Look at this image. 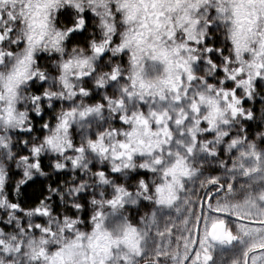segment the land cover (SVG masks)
<instances>
[{
    "label": "snow or ice",
    "instance_id": "6c2138e0",
    "mask_svg": "<svg viewBox=\"0 0 264 264\" xmlns=\"http://www.w3.org/2000/svg\"><path fill=\"white\" fill-rule=\"evenodd\" d=\"M48 5V26L52 32L51 37H44L35 43L33 41L32 14L34 4L32 0H19V11H16V0H11V8L5 11L10 0H0V65L8 67V58L13 57L14 63L11 66L27 58L33 66L32 72L26 80L20 82L21 86H28L29 82H47L49 74L45 68L40 66L38 54L49 53L60 54L65 50V45L72 43L77 37L84 36V30L88 20L85 12L91 10L100 19V25L103 30L102 38L90 40L91 53L99 58L107 53L111 56H117V53H124L129 47V41L126 38L117 36V20L123 10L127 14L129 22L135 21L138 14L134 7L137 0H44ZM140 3H148L149 0H138ZM158 0H152L156 3ZM226 0H193L195 7L192 11L197 15L189 19L181 28L180 33L171 32L165 35L164 39L175 42L179 37L183 41V46L177 49L178 54H192L190 67L184 70L187 74L188 87H183L185 80L181 76V84L175 89L177 94L176 102H182L183 96H187L188 88L192 83L201 80L194 69L202 57L198 54L201 49L208 54L214 50L223 54V49H214L213 46L201 47L209 34V26L216 19L225 22L230 21L229 39L232 43L231 54L224 56L222 72L224 76L220 79V88L213 86L208 80H202L206 87L215 90L216 96L223 94V101L227 105L228 111H231L233 119H242L247 121H256L257 113L250 107H246V99L254 101L257 93V82H264V0H227L230 7H225ZM243 4L245 23L255 36L251 45L241 52L236 40V31L239 27L241 16L240 5ZM215 9L218 16H212V9ZM64 10V11H62ZM206 13L201 19V12ZM62 15L69 21L70 26L60 27L57 25V16ZM160 16L167 15L166 12L159 13ZM55 22L53 23V18ZM195 25V33L190 29ZM175 27V25H172ZM136 28L131 32L136 34ZM16 45L19 51H12L6 47V42ZM76 43H73L74 45ZM22 45V47H21ZM104 45V47H101ZM131 58L136 61V53H131ZM91 57L79 59H68L61 67L65 72L69 70L73 62L82 63L83 68L87 67ZM210 69L221 68L212 59L211 55L206 57ZM259 61V63H254ZM54 63V62H53ZM254 68V71H253ZM111 81L121 79L117 68L111 67ZM11 75V72L9 73ZM80 79L91 77L92 72L80 71ZM64 79L63 76L60 77ZM228 81L234 82V86H226ZM104 87L102 81L97 82ZM215 83V85H218ZM65 85L67 83L65 81ZM135 86V81H133ZM183 88V96L180 95ZM238 89L243 94H238ZM0 91H7L0 87ZM127 97H132V92L125 90ZM84 96H91L90 87H80L78 93ZM56 96L55 91H50L46 87L41 94H32L31 104L36 115H43V102L47 101L51 107V101ZM109 99H111L109 97ZM167 101L168 97L161 98ZM204 99L199 95V101ZM148 103L147 99L141 100ZM199 101L193 99L192 109L199 114L201 108ZM155 101H153L154 103ZM125 98L121 97L116 101L118 107L125 106ZM103 103L96 108L89 107L86 111H81V117L88 116L93 111L103 109ZM217 113L221 107L216 109ZM76 108L69 109L62 117L57 118L53 124L50 120L43 124L46 133L40 143H34L29 146L27 153L16 156L12 149L11 136L14 130L21 132H31L33 130L32 116L30 112L15 111L12 116L15 119L6 117L4 112H0V122H3L10 131L8 137L0 134V149L6 150L4 161L0 162V264H57V258L72 246L83 248L84 254L78 257L82 264H264V150H258L253 142L249 149L239 153V162L233 159L231 163L221 160L220 163L226 169L225 173L217 175H208L204 169L211 162V158L220 157V151L214 148L213 140L209 139L201 145L200 135L193 131V143L186 145L187 155L183 157L184 170L177 177L173 171V165L179 156L175 155L174 161L165 166V145H167V156H173L172 141L174 136L165 137V144L153 149L150 155L158 150L159 155L151 162H143L139 168L148 170L152 173L162 171L160 182L154 183V188L150 186L149 181L141 178L138 188L133 191L124 184L116 186L117 195L106 200H93L97 206L94 214L91 216L92 227L86 230L82 227L84 221L80 215H59L53 211L49 201L51 194L59 192V189L49 185V196L40 199L35 207L25 208L18 200L10 199L8 195V184L10 177L6 169L7 162L15 158L17 166L22 168V177L16 184L15 191H20V186L28 184L29 181L35 182L40 177H46L48 172L43 166L42 156L49 150L64 157L66 153L74 151L78 155L73 157L67 155L62 161L56 159L54 167L56 170L68 168V161L73 168L81 166V155L86 152L84 145H77L70 138L72 128L71 121L75 119ZM133 115V114H132ZM218 116V115H217ZM207 119L206 116L196 120L197 125L205 121L207 127L201 131L206 133L216 132V120ZM130 116L125 111L119 115V121L123 124L129 123ZM188 119V114L183 113V120L177 118V125L183 124ZM169 120L172 116L169 114ZM224 124H230L231 121L225 119ZM147 123V120H145ZM171 131V127L168 124ZM119 133L118 129H113ZM248 133V126L243 130ZM172 132V131H171ZM129 135V133H128ZM256 135H259L257 132ZM212 136V135H211ZM210 136V137H211ZM223 136L227 138V151H232L238 147L242 141L248 140V136H234L231 132L225 131ZM24 145H29L25 139ZM88 144L93 151L99 152L107 158L109 147L104 143L103 133L99 140L89 139ZM103 144L101 148L99 145ZM200 146L206 153L210 161H201L197 166L195 156L197 148ZM119 147L123 151L113 152V161L121 160L127 157V163L121 165L115 163L111 167L113 173H122L125 169H136L135 161L137 153L130 142L120 141ZM144 156V152H139ZM87 167V165H85ZM96 175L105 184L110 183L109 174L104 169L96 171ZM35 178V179H34ZM83 182L80 188H83ZM80 188L76 189V195L80 193ZM135 193V198H132ZM63 195V194H61ZM131 198V199H130ZM153 202L155 207L150 211L144 212L139 218V223H134L125 215L122 224L117 226L115 232L107 226L108 216L105 207H110L113 214H120L125 211L129 203L136 205L139 200ZM74 208L83 209V204L75 202ZM23 213V216L20 215ZM24 217H28L27 223ZM35 218V219H33ZM4 224L13 226L12 231H6ZM131 230L136 237L135 244L127 242V235ZM102 232L108 234L115 241L107 252L97 253L88 245V241L94 235ZM17 233L19 235H17ZM37 235L39 238L37 239ZM11 236L12 242L7 239ZM20 237L27 238V248L32 252L28 256L25 253V242ZM19 241L14 247L13 242ZM51 242V243H50ZM51 257V258H50ZM64 264H71L64 261Z\"/></svg>",
    "mask_w": 264,
    "mask_h": 264
},
{
    "label": "trees",
    "instance_id": "16d2710c",
    "mask_svg": "<svg viewBox=\"0 0 264 264\" xmlns=\"http://www.w3.org/2000/svg\"><path fill=\"white\" fill-rule=\"evenodd\" d=\"M85 17L88 20V23L86 24L85 30H84V36L83 37H77L72 43H68L67 45H72L73 43H80L83 45L90 46L89 42L93 38L99 40L101 39L98 33L96 32L95 28L92 26V23L90 22V16L88 14V11L85 12ZM62 21V27L70 26L69 21L64 17L61 19ZM119 35V34H118ZM226 41L223 40V38L219 35V33L215 32L214 30L210 29L209 34L206 37L205 42L201 45V47H205V45L213 46L214 49H223V54H221L219 51L214 50L211 54L206 53L205 57H202L201 61H199L196 66L198 69H203L204 73L211 72V75L207 76V80L210 83H219L220 79L224 76V73L222 72V65L224 63V56H227L230 54ZM9 42H6V46ZM224 45V46H223ZM90 51V49H89ZM91 53V51H90ZM208 55H211L212 59L216 62L217 65H220L221 68H217L215 71L210 69V65L207 62L206 57ZM97 59V63L102 65L103 62H106L104 67V78L101 80H98L97 82L102 81L105 85L104 87H101L98 83L96 86L90 85L88 82L85 81V79H79L82 81L81 87H90L92 89V95L91 96H84L82 94L74 95V97L69 98L70 96L66 94L63 91V95L56 96L58 100L62 102L71 101V103L75 104L77 107L81 109V111H86L89 107L96 108L100 103H103L100 101L99 92L103 89L104 91H107L109 89V85L111 83L110 75H111V67H114V62L116 60H120L122 63H125L124 54L117 55V56H111V53H107L104 57L99 58L95 56ZM42 60H46L47 62H51L52 58L50 56H42L40 58V64ZM97 64V65H98ZM41 67L45 68V70L48 72L49 77L51 75V67L49 64L40 65ZM184 75L185 83L184 85L188 84L187 81V74ZM104 81H107V83H104ZM200 82L199 86L202 87L204 90H208L206 85L203 83L202 80H198ZM32 87L30 90H28L27 97L29 99L30 115L32 116V122H33V130L31 132H21L18 131L17 138H16V144L18 146V149L20 150V155L25 154L29 150V146L34 143H40V139L43 136V132L47 131L43 128V124L46 121H51L53 124L56 122L57 118L62 117L57 110H55L52 107L48 106L47 101L43 102V115H36L34 108L31 104V96L32 94H41L43 90L48 87V83L46 82H39L35 81L32 82ZM194 84V82L192 83ZM198 84V83H197ZM228 87L234 86V82L228 81L227 85ZM184 87V86H183ZM194 87V86H193ZM219 87V84L217 85ZM257 93H256V99L254 101L247 100L246 99V107L252 108L253 111L257 113V120L256 121H247L242 119H233L231 115V111L225 112V118L229 121H231L230 124H227L229 128L233 131L232 134L237 137H241L244 135L248 136V140L242 141L241 144L244 146L249 147L251 143H255L257 145L258 150H264V82H257ZM51 91V90H50ZM209 91V90H208ZM215 93V90H212ZM79 90H77L78 93ZM238 94H243L242 90L238 89ZM181 95L183 96V92L181 91ZM217 99L222 102V104L225 102L223 101V94L220 96H217ZM52 102V101H51ZM104 107L100 110V113L103 117V139L104 143L109 147V151L107 154V158L105 156L101 155L97 151H93L88 143H78L76 141V136L78 135V130L75 132L74 128H71L70 131V138L73 140V142L77 145H84L86 152L84 154H80L81 157L84 158L83 161H81V166L78 168H73L71 165V162L68 161V168L64 170H56L54 167V161L56 159H61L62 161L65 159L57 154H54V156L51 157H45L42 156L43 166L45 167V171L48 172V175L46 177H40L39 180H36L35 182L29 181L28 184L21 185L20 191L16 192V184L19 181V179L22 177L23 173H17L14 169V167L6 165V169L8 171V175L10 177L9 184H8V195L10 199L16 201L18 200L25 208H32L35 207L36 204L39 203L40 199H44L45 197L49 196V185H51L53 188L59 189L58 193L51 194V200L49 203L51 204L53 211L61 216L67 214L70 216H76L80 215L84 221L82 227L86 230H90L92 227L91 224V216L94 214L96 210V205L93 203L91 194L95 191H99L102 195L101 201L112 198L113 196L117 195L116 186L118 184H124L129 189L135 191L139 186V180L141 178L149 181L151 178H154V173L139 168V165L142 163L136 156L135 163L136 169H125L122 173H113L111 171V167L114 166L115 163H120L123 165L124 163H127V157L113 161V144H116V151H123L119 147L120 141L128 142L130 139L128 133L131 132V130L134 127V124L129 122L128 124H123L119 121V115L124 113L125 111H120V107L117 106L116 101L114 100H108L103 103ZM225 107L227 105L225 104ZM78 117L81 119L80 114H78ZM84 120V119H83ZM245 125L248 126V133H245L243 130L245 128ZM200 133L201 138L203 139H211L213 136L211 134L202 132L201 129L207 127V124H201L197 125ZM113 129H118L119 133L117 131H114ZM259 133V135H256V133ZM211 136V137H210ZM165 138V137H164ZM27 139L29 141V145H24L23 141ZM134 147V145H133ZM77 154V153H76ZM139 154V152H138ZM78 155V154H77ZM208 156V155H207ZM90 157H94L98 165L100 167L95 168L93 163H90ZM89 159V160H88ZM208 160L210 161V158L208 156ZM225 160L228 163H231L232 161L229 154L223 155L220 153V157L218 158H211V163L214 166L213 171L219 172V173H225L226 169L223 168L220 161ZM87 165V167H85ZM104 169L109 174L110 183L105 184L96 175V171L99 169ZM35 179V178H34ZM83 182L84 187L80 188L81 183ZM155 183V181L153 182ZM150 186L154 188V184L150 183ZM80 188V193L76 195V189ZM63 194V195H61ZM135 196V193H134ZM78 200V203L83 204V209L77 210L74 208V201ZM74 200V201H73ZM153 207H155L153 202H149L146 200H139L138 201V208H128L126 206L125 211H121L120 214L125 216L128 214L129 219H131L133 222H136V219L138 216H141L146 211H150ZM106 215L108 216V219H113L119 216V214H113V210L110 207H105ZM21 216H23V213H20ZM28 217H24V222L26 223L28 221ZM2 226V225H0ZM4 226V225H3ZM5 227V226H4ZM6 229V228H5ZM7 231V229H6Z\"/></svg>",
    "mask_w": 264,
    "mask_h": 264
},
{
    "label": "clouds",
    "instance_id": "9594fccd",
    "mask_svg": "<svg viewBox=\"0 0 264 264\" xmlns=\"http://www.w3.org/2000/svg\"><path fill=\"white\" fill-rule=\"evenodd\" d=\"M32 2L34 4L31 17L33 41L38 44L44 37H51L52 32L48 26V5L44 0H32ZM129 7H134L138 13L134 23L129 22L127 14L122 10L116 26V31L121 37L129 41L127 49L129 62L128 64H124L120 60H116L114 67L118 69L121 77L127 78L126 81L121 80V86L123 92L125 90L132 92L131 98L138 97L139 100H143L146 97L159 98L157 101L159 107L154 108L149 105L148 115H145L144 111H134L133 115L128 118L129 122L134 124L133 129L129 133L130 139L128 142L135 145L134 149L136 152L151 153L153 149L166 143L164 137L173 135L168 128L169 110L172 108V105L164 106L161 102L165 101L161 98L167 96V101L169 97L171 101L177 100L178 97L175 89L180 86L181 76L184 74V70L190 67V60L192 59L191 53L186 55L178 54L177 49L183 46V41L179 37L175 42L167 41L164 37L171 32L180 33L181 28L189 19V15L195 18L197 13L192 11L195 7L193 0H158L156 3H152V0H149L146 4L140 3L137 0L134 6L129 5ZM225 7H230L227 0ZM239 7L241 9V16L238 21L239 27L236 31V40L241 52H243L251 45L255 33L243 23L245 6L241 4ZM161 12H166L167 15L160 16L159 13ZM200 16L201 19L204 18L202 13ZM55 19L54 17L53 23ZM172 25H175V27ZM133 27L137 30L135 35L131 32ZM190 31L195 33L194 24ZM73 46L85 50L83 44L76 43ZM101 47H104V45H101ZM206 47L207 45H205ZM66 48L67 45H65L64 50ZM133 51L136 53L135 62L131 58ZM122 54L117 53V55ZM198 54L201 57H205L206 52L204 49H201ZM254 63H259V61H255ZM88 66L91 67V64H88ZM74 67L83 71L82 63L73 62L67 72H70ZM32 70V63L27 58L16 64L14 69L12 66L0 69V87L7 89V91H0V112H4L6 117L15 119L12 113L17 111L19 106L18 96L20 87L18 86L22 80H26ZM10 72L11 75H9ZM196 74L201 80H207V76L212 73L206 72L202 74L198 72ZM133 81H135V86H133ZM104 83H107V81H104ZM213 86L217 85L213 83ZM219 87L223 88L224 85L221 84ZM69 88H71V85H69ZM199 95L204 96V99L199 101L200 108L201 106H207L209 109L206 118L215 120L216 116L219 115L223 119V115L228 111V108L225 107L217 113L216 109L220 107V100L216 96L210 95L207 90L199 93ZM192 106L193 102L189 107L192 108ZM172 110L176 109L172 108ZM178 111L184 113L185 109L181 107ZM180 119L183 120V116ZM145 120H147V123H145ZM153 121L157 125L156 129H153L151 126ZM0 124H3V122H0ZM99 147L103 148L104 145L101 144ZM113 152H116V144H113ZM175 155L179 156V159L175 161L173 171L178 177L181 171L184 170V164L183 157L179 155V152H176ZM110 230L116 231V229ZM126 239L129 244L137 242L135 234L131 230H129ZM114 242L108 232H102L94 235L85 247L90 245L97 253L107 252ZM83 254V248L72 246L57 258V264H64V261H69L71 264H82L78 257ZM26 255L30 256L32 252L28 251ZM25 264H30V262L26 260Z\"/></svg>",
    "mask_w": 264,
    "mask_h": 264
},
{
    "label": "rangeland",
    "instance_id": "374dc122",
    "mask_svg": "<svg viewBox=\"0 0 264 264\" xmlns=\"http://www.w3.org/2000/svg\"><path fill=\"white\" fill-rule=\"evenodd\" d=\"M215 2V0H214ZM11 8V0L9 5H7L5 7V11L10 10ZM16 11H19V0H16ZM64 11V10H62ZM88 14L90 16V22L92 23V26L95 28L96 32L98 33V35L100 36V38H102V34H103V30L102 27L100 25V19L99 17H97L95 15V13H93L90 9L87 10ZM203 15H206V13L201 12ZM218 16V13H216L215 9H212V16L210 18L216 17ZM62 15H58L57 16V25L62 27ZM231 27V22L230 21H223V20H219L216 19L215 22L209 26V31L210 29L214 30L215 32L219 33V35L223 38L224 41H226L225 43L228 46L229 52L231 54L232 52V43L231 40L229 39V29ZM119 34V33H118ZM117 34V36L119 37V35ZM85 50H82L80 47H74L73 45H67L66 50L63 53L60 54H52L51 52L49 53H40L38 54V59L40 60V58L42 56H50L52 58L51 62H47L46 60H42L41 64L45 65L49 64V66L51 67V75L49 77V80L46 82L48 83V89L51 91H55L56 92V96H60L63 95V91L68 94L70 97L72 98L74 97L73 93L77 92V90L80 89L81 85H82V81L79 80V76L77 75L80 72L79 68H72L70 72H65L63 70V68L61 67V65L68 59H79V58H83V57H88L90 56L91 59L89 61V64H91V67L87 66L85 68H83V71L88 72L91 71L92 75L91 77H85V81L88 82L90 85L96 86L97 81L98 80H102L104 78V67L106 62H103L102 65L97 63V59L95 58V55H93L92 53H90L89 49L87 48L88 46L85 44ZM224 46V45H223ZM7 48H9L12 51H19V49L16 47V45L12 44L10 41L6 46ZM22 47V45H21ZM124 58H125V63L124 64H128V54L127 51L124 53ZM54 62V63H53ZM11 63H14V58L13 57H9L8 58V65L9 67L11 66ZM40 64V65H41ZM98 64V65H97ZM5 66L0 65V69L4 68ZM194 69L196 71V73L200 72V73H204L203 69H198V67L196 65H194ZM63 76L64 79L61 80L60 77ZM121 80L126 81L127 78L126 77H121V79L117 80V81H111L110 85H109V89L107 91H104L103 89L99 92V96H100V101L101 102H107L108 100H114L117 101L119 100L121 97L125 98V106L123 108H120V111H126L128 113L129 116H132L134 111H144L145 115H148V109H149V105H151L154 108H158L159 105L157 103V101L159 100V98H151V97H146L148 103H144L141 100H139L138 97L135 98H129L126 96V94L123 92L122 90V86H121ZM65 81L67 83V86L65 85ZM198 83V84H197ZM200 82L195 81L194 84H192V86L190 88H188V94L187 96H183V100L182 102H176V101H171L170 97L168 101L165 102H161L163 103L164 106H168L169 104L172 105V108L176 109V110H172V108H170L169 110V114L172 116V120H169V125L171 127V131L173 133L174 139L172 141V150H173V156L171 158H169L167 156V145H165V166H167L168 163L174 161L175 159V153L179 152L181 153V155H187L186 153V145L192 144L193 143V138H192V133L193 131L197 132V134L200 135V141H201V145H203L206 141H208V139H203L201 138V133L197 127L196 124V120L202 119L203 117H205L209 111V109L207 108V106H201V112L199 114L195 113V111L189 107L191 105V103L193 102V99L199 101V93L201 92H205L206 90H204L202 87H200L199 84ZM32 82H29L28 86H21L19 89V96H18V112L19 111H25L28 112V110H30V104H29V99L27 97L28 94V90H30V88L32 87ZM69 85H71V88H69ZM194 86V87H193ZM184 87H188L187 85H184ZM181 91L183 92V88L181 89ZM208 91V90H207ZM210 95L212 96H216V93H214V91L209 90L208 91ZM175 94V93H173ZM54 97L52 100V108H54L55 110H57L60 114H62L61 116H63L69 109L71 108H76L77 109V113L75 116V119L71 121L72 124V128H74L75 132L78 130V135L76 136V141L80 144V143H88L89 139H95V140H99L100 138V134L103 133V117L100 113V111H93L91 112L88 116L86 117H81V119L78 117V114L81 112V109L79 107H77L75 104L71 103V101H67V102H62L60 100L57 99V97ZM109 97L111 99H109ZM217 97V96H216ZM153 101H155L153 103ZM183 107L185 109V113L188 114V119L181 125H177L175 123L177 118H180L181 116H183V113L179 112L178 109ZM220 107L221 109L225 108V104L222 102H220ZM225 114L223 115V119H221V117L218 115L217 116V120H216V132L219 133V135L215 134V133H209L211 134L213 137L211 138L213 140V147L216 148L217 150L220 151V153H222L223 155H228L230 156L231 160L233 161V159H236L237 162H239V153L242 151H246L249 149V147L244 146L243 144H239L238 147L232 151H227V145H228V140L226 137L223 136V133L225 131H229V132H233L231 130V128H229L228 125L224 124V120L225 118ZM84 119V120H83ZM203 124H207V122L205 121ZM152 128L156 129L157 125L155 124V122H152ZM162 126V125H161ZM10 131H12L11 129H9L7 126L0 124V134L5 135L6 137H8ZM19 130H14L11 136L12 141H14V143L12 144V149L15 151L16 156L20 155V150L18 149V146L16 144V138H17V134H18ZM45 134H50L46 133V131L43 132V136ZM43 136L41 137L40 141L42 140ZM129 141V140H128ZM135 147V145H134ZM7 151L0 149V162L4 161V156H6ZM55 153L51 152V150H49L46 154H44L45 157H51L54 156ZM72 155L73 157H75L77 154L74 151H71L70 153H66L64 155L63 158H65L67 155ZM137 154V158L139 159L140 162H151L154 158L155 155H159L158 150H156V152L152 155L145 153L143 157L140 156V153ZM195 162L197 164V166L200 165V162L206 161L208 162V156L206 153H204L202 151V148L200 146H198L197 148V153L195 156ZM84 158L81 157V161H83ZM89 160V159H88ZM90 163H93L95 168L100 167V165H98L97 160L94 157H90L89 160ZM7 164L9 166L14 167L15 171L17 173H22V168L18 167L17 164V160L15 158H13L11 161L7 162ZM214 166L212 165V163L210 162L208 164V166L204 169V172L208 175H217V174H222L219 173L218 171L215 172L213 171ZM162 175V171L158 172V173H154V178H151L149 180V183L154 184L153 182L155 181V183H159L160 182V176ZM92 199L94 200H100L102 198V195L99 191H95L91 194ZM132 198H135V196L133 195ZM131 199V198H130ZM74 201V200H73ZM74 202H78V200L76 199ZM128 208H138V203L136 205H133L131 203H129L128 205H126ZM125 216L119 214V216H117L116 218L113 219H108L107 220V226L110 229H117V226L122 224L123 219ZM139 218L140 216L137 217L136 222L134 223H139ZM35 219V218H33ZM27 223V222H26ZM5 228L7 229V231H12L13 230V226L9 225V224H4ZM17 235H19L17 233ZM37 239L39 238V236L37 235L36 237ZM7 239L9 240V242H12L11 240V236H8ZM20 239H23L25 242V253H27L29 251V249L27 248V238L24 237H20ZM19 243V241L13 242L14 247ZM17 264H19V261H17Z\"/></svg>",
    "mask_w": 264,
    "mask_h": 264
}]
</instances>
